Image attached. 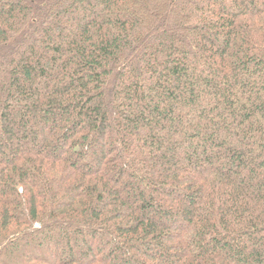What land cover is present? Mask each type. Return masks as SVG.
Listing matches in <instances>:
<instances>
[{"label": "trees", "instance_id": "obj_1", "mask_svg": "<svg viewBox=\"0 0 264 264\" xmlns=\"http://www.w3.org/2000/svg\"><path fill=\"white\" fill-rule=\"evenodd\" d=\"M0 264H264V0H0Z\"/></svg>", "mask_w": 264, "mask_h": 264}]
</instances>
